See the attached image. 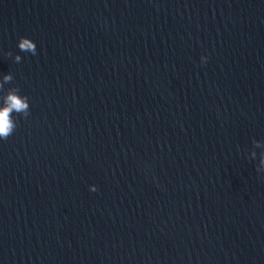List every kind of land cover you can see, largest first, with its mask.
Returning a JSON list of instances; mask_svg holds the SVG:
<instances>
[{"label": "water", "instance_id": "obj_1", "mask_svg": "<svg viewBox=\"0 0 264 264\" xmlns=\"http://www.w3.org/2000/svg\"><path fill=\"white\" fill-rule=\"evenodd\" d=\"M8 72L0 264H264V0H0Z\"/></svg>", "mask_w": 264, "mask_h": 264}, {"label": "clouds", "instance_id": "obj_2", "mask_svg": "<svg viewBox=\"0 0 264 264\" xmlns=\"http://www.w3.org/2000/svg\"><path fill=\"white\" fill-rule=\"evenodd\" d=\"M29 38L21 37L19 46L25 52L35 56L37 54V46L33 41L28 43ZM19 56L16 57L18 61ZM207 61V56L200 57L201 64ZM13 79L11 73H0V141L6 140L13 134L17 127V116L27 117L29 115V98L21 95L15 89H5L4 85L10 83ZM90 191H96L95 185L89 186Z\"/></svg>", "mask_w": 264, "mask_h": 264}]
</instances>
